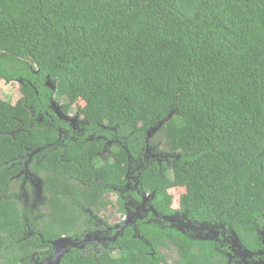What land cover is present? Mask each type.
I'll use <instances>...</instances> for the list:
<instances>
[{"label":"trees","instance_id":"16d2710c","mask_svg":"<svg viewBox=\"0 0 264 264\" xmlns=\"http://www.w3.org/2000/svg\"><path fill=\"white\" fill-rule=\"evenodd\" d=\"M0 80L22 82L16 102L0 97V161L57 138L31 124L32 110L47 108L53 95L50 80L67 109L89 122L88 134L108 124L143 140L162 122L158 132L182 157L173 173L156 165L143 175L164 201L173 189L185 211L228 222L248 223L264 209V0H0ZM93 143L68 149L63 160L58 150L44 152L50 211L35 229L44 239L77 236L89 221L82 206L101 201L120 176L119 158L100 163L89 154ZM11 174L0 170L4 192ZM0 223L24 235L17 201L0 202Z\"/></svg>","mask_w":264,"mask_h":264},{"label":"flooded vegetation","instance_id":"af4514ba","mask_svg":"<svg viewBox=\"0 0 264 264\" xmlns=\"http://www.w3.org/2000/svg\"><path fill=\"white\" fill-rule=\"evenodd\" d=\"M21 84L19 81L20 91ZM46 85L53 95L48 96L47 108L32 110L31 124L49 127L57 138L42 146L26 145L24 154L0 161V170L12 173L9 190L0 189V202L17 201L25 230L18 238L3 230L0 223V264H41L55 255L53 242L62 237L85 243L67 248L59 264H81L74 262L72 255H106L113 260L102 264H200L194 260L198 257L209 260L208 264H264V209L251 216L248 223L242 217L228 222L223 214L213 219L190 214L173 189H168L171 200L164 201L158 188L151 187L143 175L147 167L154 169L156 165L173 173V165L182 157L169 150L162 134L157 131L150 139L148 133L143 140L131 139V134L120 135L117 127L108 124L102 125V134H88L90 125L84 116L74 105L67 109L68 102L57 95L53 82ZM85 141L94 142L89 154L100 163L119 158L122 172L115 182L106 185L101 201L93 207L82 206L89 220L83 231L77 236L44 239L35 230L50 211V191L41 171L44 152L58 150L63 160L70 154L68 149ZM220 203L235 205L238 201ZM36 235L41 239L37 247L33 244ZM87 235L91 237L87 239ZM21 239L30 246L29 255L21 253Z\"/></svg>","mask_w":264,"mask_h":264},{"label":"water","instance_id":"95a60500","mask_svg":"<svg viewBox=\"0 0 264 264\" xmlns=\"http://www.w3.org/2000/svg\"><path fill=\"white\" fill-rule=\"evenodd\" d=\"M19 82V81H17ZM51 82L50 80H48V83L51 85ZM59 114L61 115V112H59ZM174 115V112H172L169 117H168V120ZM162 126V122L158 125V126H154L152 128H150L148 130V134H147V139H150L158 130L159 128ZM91 235H87V239L90 238ZM85 243V240H83L80 243H75V241L72 239V238H66V237H62L60 239H57L53 242V245L55 247V255L52 257V258H48L46 259L45 261L41 262V264H52V263H55V264H59L60 261H61V258L62 256L64 255V253L66 252V249L67 248H70L72 246H79L80 245H83Z\"/></svg>","mask_w":264,"mask_h":264},{"label":"rangeland","instance_id":"374dc122","mask_svg":"<svg viewBox=\"0 0 264 264\" xmlns=\"http://www.w3.org/2000/svg\"><path fill=\"white\" fill-rule=\"evenodd\" d=\"M21 95L19 82L7 83L4 80H0V97L2 99L16 102Z\"/></svg>","mask_w":264,"mask_h":264}]
</instances>
